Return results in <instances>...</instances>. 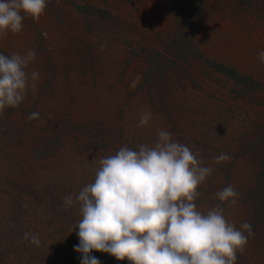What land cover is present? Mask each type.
I'll list each match as a JSON object with an SVG mask.
<instances>
[{"label":"rangeland","instance_id":"obj_1","mask_svg":"<svg viewBox=\"0 0 264 264\" xmlns=\"http://www.w3.org/2000/svg\"><path fill=\"white\" fill-rule=\"evenodd\" d=\"M29 50L36 87L0 113V264H81L79 203L64 198L94 182L101 158L154 146L160 130L212 168L198 210L251 224L236 264H264V0H47L38 21L0 36V53ZM228 185L231 206L216 197Z\"/></svg>","mask_w":264,"mask_h":264},{"label":"clouds","instance_id":"obj_2","mask_svg":"<svg viewBox=\"0 0 264 264\" xmlns=\"http://www.w3.org/2000/svg\"><path fill=\"white\" fill-rule=\"evenodd\" d=\"M47 0H0V36L23 29V21H38ZM106 45H101L104 50ZM36 53H0V113L6 107H19L29 88L35 89L39 73L27 72ZM264 63V51L258 53ZM140 77L130 82L135 88ZM32 112L28 119L39 118ZM151 113L141 111L139 126L150 122ZM230 159L227 154L214 158L216 164ZM94 182L84 186L75 197L64 198L65 208L79 203L81 219L75 229L82 254L81 264H101L91 255L110 254L130 264H236L243 252L250 223L238 229L217 205L201 212L195 200L198 188L211 174L190 148L172 141L160 130L154 146L140 144L138 150L122 146L114 155L101 158ZM238 193L228 185L216 193L221 204L235 205ZM247 233V235L245 234ZM24 239L40 245L37 234L24 233Z\"/></svg>","mask_w":264,"mask_h":264}]
</instances>
